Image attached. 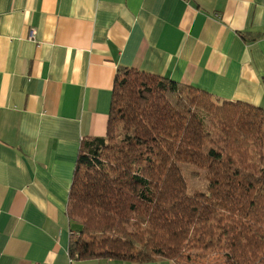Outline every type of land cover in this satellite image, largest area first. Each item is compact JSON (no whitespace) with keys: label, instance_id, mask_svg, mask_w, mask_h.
<instances>
[{"label":"crops","instance_id":"0c3cea01","mask_svg":"<svg viewBox=\"0 0 264 264\" xmlns=\"http://www.w3.org/2000/svg\"><path fill=\"white\" fill-rule=\"evenodd\" d=\"M122 67L264 107V0H0V264H177L70 255L74 168Z\"/></svg>","mask_w":264,"mask_h":264},{"label":"trees","instance_id":"16d2710c","mask_svg":"<svg viewBox=\"0 0 264 264\" xmlns=\"http://www.w3.org/2000/svg\"><path fill=\"white\" fill-rule=\"evenodd\" d=\"M214 100L118 70L107 133L83 141L74 168L72 258L264 264V107ZM185 164L203 186L191 191Z\"/></svg>","mask_w":264,"mask_h":264},{"label":"rangeland","instance_id":"374dc122","mask_svg":"<svg viewBox=\"0 0 264 264\" xmlns=\"http://www.w3.org/2000/svg\"><path fill=\"white\" fill-rule=\"evenodd\" d=\"M205 98H207V97H205ZM214 101H217V100H214ZM209 102H210L209 100H202L201 104H206ZM217 102H219V101H217ZM262 149H263V154H264V141H263ZM183 170H184V172L188 178L191 191H192V189L196 188L197 186H200V185L203 186V184L205 182L203 179V175H204V171H205L204 169L199 167L197 164L196 165L185 164V165H183ZM75 226H77V225L75 224ZM217 246H219V244H217ZM213 257H216V256L214 255ZM213 262H217V260H214Z\"/></svg>","mask_w":264,"mask_h":264},{"label":"built area","instance_id":"2783aa9c","mask_svg":"<svg viewBox=\"0 0 264 264\" xmlns=\"http://www.w3.org/2000/svg\"><path fill=\"white\" fill-rule=\"evenodd\" d=\"M34 36H35V31L32 30V31H31V38H33Z\"/></svg>","mask_w":264,"mask_h":264}]
</instances>
